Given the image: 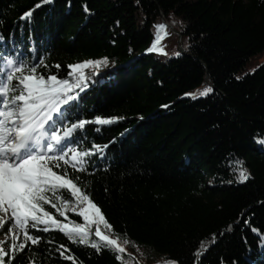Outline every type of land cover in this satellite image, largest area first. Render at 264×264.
Returning a JSON list of instances; mask_svg holds the SVG:
<instances>
[{
    "label": "trees",
    "instance_id": "trees-1",
    "mask_svg": "<svg viewBox=\"0 0 264 264\" xmlns=\"http://www.w3.org/2000/svg\"><path fill=\"white\" fill-rule=\"evenodd\" d=\"M39 2L0 0V33L23 37L20 54L37 65L44 56L38 75L68 78L69 64L102 57L116 65L100 70L109 73L86 90L81 108L86 118L124 117L100 131L87 128L89 145L117 142L88 171L67 169L101 208L108 231L179 264H196L202 241L210 247L199 264H264V62L237 79L264 54V0H55L35 8ZM28 10L30 20L20 19ZM156 23L172 25L159 30L167 55L146 51ZM206 82L214 88L208 97L183 95ZM237 160L251 173L243 183ZM45 208L64 220L51 204ZM41 235L54 243L32 246L11 264H130L124 253L117 261L114 248L97 254L59 231ZM61 244L63 257L55 251Z\"/></svg>",
    "mask_w": 264,
    "mask_h": 264
},
{
    "label": "snow or ice",
    "instance_id": "snow-or-ice-1",
    "mask_svg": "<svg viewBox=\"0 0 264 264\" xmlns=\"http://www.w3.org/2000/svg\"><path fill=\"white\" fill-rule=\"evenodd\" d=\"M54 4L55 0H40L35 8ZM32 16L33 10H28L20 19L28 21ZM166 27L163 23L154 25L155 36L147 52H162L167 55L159 47L162 39L159 30ZM32 39L29 34L28 41L31 42ZM22 45L23 37L19 41L15 38L6 39L0 33V61H3L0 65V231L10 237V243L0 240V264H11L18 254L32 246H39L42 242L52 245L54 240H45L41 233L50 234L53 231L63 233L74 244L90 246L97 254L101 253L102 248H114L115 259L122 262L121 254L126 249L118 243V239L105 234L99 227L103 223L107 230H111L112 225L105 219L101 208L78 184L79 177L70 178L67 170L71 167L78 172L88 171L93 160L97 157L106 158L109 146L117 142L114 137L103 145L94 142L89 145L87 128L94 126L95 130L100 131L104 126H110L124 117L103 118L96 115L94 118H86L83 115L84 109L81 108L83 94L90 87L99 85L101 77L106 74L100 70L115 68V62H109L108 57L85 60L67 66L70 69L68 78L61 79L56 74L45 77L37 74L39 65H45L44 56L39 57L37 65L20 54ZM34 51V48L29 49V52ZM181 54L180 51L173 53L175 56ZM55 67L59 68L60 65ZM85 68L92 69L90 76L85 75ZM213 93L214 88L206 82L202 89L183 95L196 100ZM129 131L125 129L120 136ZM258 143L264 145V139L258 140ZM236 165L238 182L249 180L251 173L243 162L237 160ZM231 182L233 181L230 180L229 183ZM57 200L60 201L59 205ZM48 204L64 220L46 210L45 205ZM65 208L76 212L83 223L68 220L63 210ZM93 224L96 225L94 235L98 239H90L89 226ZM243 224L249 227L250 219H244ZM232 227L229 226L230 229ZM250 230L254 234L259 231L255 226H250ZM215 236L214 233L213 237ZM258 239L259 246L264 247V236ZM215 242L213 239L212 243ZM209 247L201 242L194 252L196 264H199ZM64 250L63 244L55 248L62 257ZM66 258L73 260L72 256ZM30 264H35V261H30ZM165 264L179 262L173 259ZM221 264L227 262L221 258Z\"/></svg>",
    "mask_w": 264,
    "mask_h": 264
},
{
    "label": "rangeland",
    "instance_id": "rangeland-1",
    "mask_svg": "<svg viewBox=\"0 0 264 264\" xmlns=\"http://www.w3.org/2000/svg\"><path fill=\"white\" fill-rule=\"evenodd\" d=\"M263 62L264 54H259L255 58V60H253L250 64L246 65V67L240 73H238L237 77L242 78L245 75L253 73V69L256 70L257 68H259L258 66H261ZM64 211L65 213L77 214L76 212L68 211L66 208L64 209ZM95 227V224L90 225V230L92 231V233L95 232ZM99 227L102 229V231H104L105 234L118 239V243L126 249L124 254L127 256L128 262L130 264H165L166 261H169L164 256L154 252L147 245L136 243L123 235L111 234L105 228V225L103 223H100ZM2 232L3 231H0V240H10V237L2 235ZM126 241L127 243H125Z\"/></svg>",
    "mask_w": 264,
    "mask_h": 264
},
{
    "label": "water",
    "instance_id": "water-1",
    "mask_svg": "<svg viewBox=\"0 0 264 264\" xmlns=\"http://www.w3.org/2000/svg\"><path fill=\"white\" fill-rule=\"evenodd\" d=\"M167 27H168V29H171V28H172L171 25H167ZM109 71H111V70H109ZM105 73L107 74V73H109V72H105Z\"/></svg>",
    "mask_w": 264,
    "mask_h": 264
}]
</instances>
